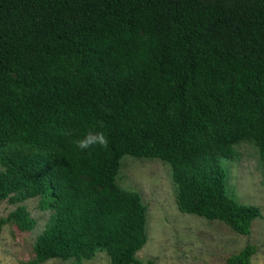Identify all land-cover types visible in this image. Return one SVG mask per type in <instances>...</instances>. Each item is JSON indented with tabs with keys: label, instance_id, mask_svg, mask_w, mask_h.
Masks as SVG:
<instances>
[{
	"label": "trees",
	"instance_id": "16d2710c",
	"mask_svg": "<svg viewBox=\"0 0 264 264\" xmlns=\"http://www.w3.org/2000/svg\"><path fill=\"white\" fill-rule=\"evenodd\" d=\"M90 131L108 147L77 148ZM244 141L264 178V0H0V204L15 206L0 226L32 230L29 198L51 211L26 264H142L124 155L169 164L181 212L249 234L260 208L228 195L221 165Z\"/></svg>",
	"mask_w": 264,
	"mask_h": 264
},
{
	"label": "rangeland",
	"instance_id": "374dc122",
	"mask_svg": "<svg viewBox=\"0 0 264 264\" xmlns=\"http://www.w3.org/2000/svg\"><path fill=\"white\" fill-rule=\"evenodd\" d=\"M233 158H222L226 171V192L239 203L257 205L260 215L249 234L232 230L226 223L181 212L176 202L177 187L171 167L158 158L124 155L117 183L138 191L146 205L147 241L136 256L142 264H226V258L246 244L255 246L249 264H264V178L257 148L244 141L235 146ZM0 166V170H1ZM39 198L25 205L36 219L32 230L23 231L12 223L0 226V264H26L34 259L37 235L48 222L51 211L39 208ZM0 204V218L14 209ZM40 264H73L72 260L51 259ZM80 264H109L105 251H97Z\"/></svg>",
	"mask_w": 264,
	"mask_h": 264
},
{
	"label": "clouds",
	"instance_id": "9594fccd",
	"mask_svg": "<svg viewBox=\"0 0 264 264\" xmlns=\"http://www.w3.org/2000/svg\"><path fill=\"white\" fill-rule=\"evenodd\" d=\"M69 133H65L68 135ZM76 147L80 150H86L93 146H99L101 148L106 149L109 144L108 137L104 134V132H88L83 138L77 139L75 141Z\"/></svg>",
	"mask_w": 264,
	"mask_h": 264
}]
</instances>
